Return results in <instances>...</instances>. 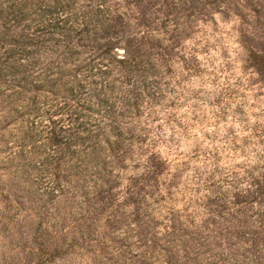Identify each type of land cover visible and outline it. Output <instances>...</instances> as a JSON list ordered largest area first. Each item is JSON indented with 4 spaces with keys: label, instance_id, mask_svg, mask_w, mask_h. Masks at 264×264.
<instances>
[{
    "label": "rangeland",
    "instance_id": "374dc122",
    "mask_svg": "<svg viewBox=\"0 0 264 264\" xmlns=\"http://www.w3.org/2000/svg\"><path fill=\"white\" fill-rule=\"evenodd\" d=\"M42 2L104 23L77 51L111 48L165 93L127 115L110 175L67 180V161L4 165L41 150L0 80V264H264V0Z\"/></svg>",
    "mask_w": 264,
    "mask_h": 264
},
{
    "label": "trees",
    "instance_id": "16d2710c",
    "mask_svg": "<svg viewBox=\"0 0 264 264\" xmlns=\"http://www.w3.org/2000/svg\"><path fill=\"white\" fill-rule=\"evenodd\" d=\"M54 8L42 0H0V80L8 85L5 91L20 98L10 117L17 116L8 126L23 119L27 122L24 143L32 141L41 150L29 156L24 150L19 157L13 153L2 160L4 165H13L17 159L29 161L25 164L28 170L67 161L71 165L67 180L104 179L128 142L124 131L130 119L127 115L132 116L148 101L158 104V95L165 92L144 71L138 70L137 75L135 62L113 59L111 48L99 58L78 52L76 39L79 43L87 39L71 34L82 36L104 23L90 19L75 28L70 18H64L70 14L69 6ZM97 10L103 12L101 6ZM137 80L142 91L139 101ZM25 167L17 166V179L28 175ZM81 205L83 212L85 203ZM31 241L35 246L39 243L38 239ZM64 248L60 247V255ZM68 248L71 253L75 250V246Z\"/></svg>",
    "mask_w": 264,
    "mask_h": 264
}]
</instances>
